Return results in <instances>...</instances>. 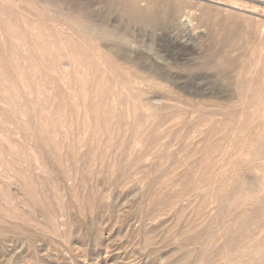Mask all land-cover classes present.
<instances>
[{"label": "rangeland", "instance_id": "1", "mask_svg": "<svg viewBox=\"0 0 264 264\" xmlns=\"http://www.w3.org/2000/svg\"><path fill=\"white\" fill-rule=\"evenodd\" d=\"M206 4L0 0V264H264V15Z\"/></svg>", "mask_w": 264, "mask_h": 264}, {"label": "bare ground", "instance_id": "2", "mask_svg": "<svg viewBox=\"0 0 264 264\" xmlns=\"http://www.w3.org/2000/svg\"><path fill=\"white\" fill-rule=\"evenodd\" d=\"M184 1V0H180ZM246 2H239L238 0H199V1H193V0H185L187 3L186 7L183 8H172L167 9L163 12L165 15V21L167 25L170 27H182L184 28H191L193 30L198 28V19H199V13L203 9L212 8V6L207 5L206 2L209 4H215V5H227L230 8H238L242 11L249 12L252 14H263L264 15V7H261L259 5L264 6V0H243ZM229 3L230 5H228ZM253 3V4H252ZM143 4V3H142ZM227 11V10H226ZM112 12V11H111ZM243 13V12H242ZM161 12L155 11L153 12V16L151 17H145L141 16L139 13H135V16H133L135 21H141L142 24L146 25L147 27L151 28L152 30L159 29L161 27V20L158 19ZM255 17V16H254ZM117 24V23H116ZM68 26V25H66ZM133 27V26H132ZM91 28V27H90ZM89 28V29H90ZM238 28V27H237ZM68 29V28H67ZM66 29V30H67ZM93 29V28H92ZM113 29V28H112ZM176 29V28H175ZM169 30V28H168ZM187 30V29H186ZM70 31V30H69ZM90 31V30H89ZM135 31V29H134ZM132 32V31H131ZM170 32V31H169ZM159 33V32H157ZM170 34V33H169ZM172 34V33H171ZM189 34V33H188ZM74 35V34H73ZM166 35V34H165ZM164 35V36H165ZM200 35V34H199ZM202 35V33H201ZM161 36V35H160ZM188 36V35H187ZM88 37V36H87ZM167 37V36H166ZM200 37V36H199ZM90 38V37H89ZM171 38V37H170ZM175 38V37H174ZM173 38V39H174ZM158 39V38H157ZM167 39V38H166ZM127 40V39H126ZM188 40V39H187ZM165 41V40H164ZM168 41V40H167ZM197 41V40H196ZM189 42V41H188ZM192 42V40H191ZM170 44V43H169ZM172 45V44H171ZM103 46V45H102ZM167 46V45H166ZM168 47V46H167ZM171 47V46H170ZM177 47V46H176ZM175 47V48H176ZM181 47V46H180ZM244 49V48H243ZM172 51V50H171ZM173 52V51H172ZM116 54V53H114ZM167 54V53H166ZM168 55V54H167ZM166 55V56H167ZM173 55V53H172ZM170 57V56H169ZM230 61V60H229ZM228 62V61H226ZM125 68V67H124ZM126 69V68H125ZM143 82V81H142ZM135 83V82H134ZM147 83V82H146ZM144 84V83H143ZM154 84V83H153ZM145 85V84H144ZM152 85V84H151ZM155 85V84H154ZM157 85V84H156ZM155 85V86H156ZM148 86V85H147ZM150 87V86H149ZM207 87V86H206ZM134 88V87H133ZM210 88V87H209ZM137 89V88H136ZM147 89V88H146ZM151 90V89H150ZM211 91V90H210ZM160 93V92H159ZM147 94V93H146ZM211 95V94H210ZM226 98V97H225ZM179 105V104H178ZM212 118V117H211ZM210 118V119H211ZM209 119V120H210ZM247 131V130H246ZM198 255V254H197ZM162 262V261H161ZM161 264V263H160Z\"/></svg>", "mask_w": 264, "mask_h": 264}]
</instances>
